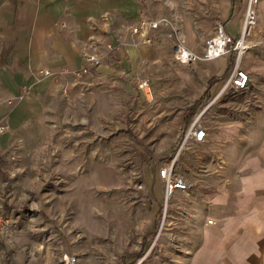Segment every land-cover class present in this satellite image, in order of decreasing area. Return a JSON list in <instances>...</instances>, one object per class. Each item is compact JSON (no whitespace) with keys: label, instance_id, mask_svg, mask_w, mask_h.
<instances>
[{"label":"crops","instance_id":"crops-1","mask_svg":"<svg viewBox=\"0 0 264 264\" xmlns=\"http://www.w3.org/2000/svg\"><path fill=\"white\" fill-rule=\"evenodd\" d=\"M245 4L246 0H0V157L14 145L23 150L39 128L83 117L88 101L102 103L104 89L116 97L134 94L135 89L142 93L136 88L138 81L150 79L144 66L173 54V38L169 26L160 24L150 31L148 41L136 44L145 33H134L131 27L171 17L185 44L201 54L216 20L232 38L239 36ZM256 11L257 23L240 59L250 77L244 98L233 111L224 99L206 112L204 141L177 145L174 164L177 161L194 176L184 193L186 215L181 224L179 219L174 224L180 237L174 264H264V0H258ZM86 52L104 55L102 62L87 73L77 72ZM231 54L195 62L204 79L202 94L215 76L220 80L210 94L216 95L233 65ZM43 69L54 74L42 77ZM158 167L153 168L157 178ZM6 176L2 164L0 199L5 200ZM1 203L11 214L8 203ZM187 215L191 222L185 221Z\"/></svg>","mask_w":264,"mask_h":264},{"label":"rangeland","instance_id":"rangeland-1","mask_svg":"<svg viewBox=\"0 0 264 264\" xmlns=\"http://www.w3.org/2000/svg\"><path fill=\"white\" fill-rule=\"evenodd\" d=\"M197 60L181 64L168 52L144 66L151 100L136 89L117 97L104 89L102 103L88 101L83 117L56 120L23 150L14 145L1 155L8 189L0 202L12 208V230L0 240V264H67L70 257L75 264H174V224L186 215L191 186L165 202L153 168L176 156L193 119L204 125L224 99L231 109L244 98L213 95L190 109L203 91ZM161 121L172 122V131L160 133ZM177 163L173 171L191 182L194 174Z\"/></svg>","mask_w":264,"mask_h":264},{"label":"built area","instance_id":"built-area-1","mask_svg":"<svg viewBox=\"0 0 264 264\" xmlns=\"http://www.w3.org/2000/svg\"><path fill=\"white\" fill-rule=\"evenodd\" d=\"M257 3L258 0H246L243 21L237 38H232L225 31L223 22L216 20L213 33L205 40L203 52L201 54H196L184 43L178 30H176L171 17L168 16L158 17L147 21L146 23L141 22L138 25L131 27V31L134 33H145L142 36V39L135 41L137 44L141 41H148L150 31L158 28L160 24L168 25L171 29V35L173 38V55L181 64H190L197 59H217L234 52L233 65L228 74L222 79L219 89L213 99L219 95H225L228 97L240 95L250 87L249 73L240 66V59L249 47L247 37L257 23ZM103 56L104 55L95 52H86L84 55V62L77 72H89L92 67L101 64ZM39 74L42 77H45L53 75L54 73L49 69H43L39 71ZM137 87L145 94L146 98H148V95L151 93L149 79L146 77L141 78L137 83ZM213 99L210 102H212ZM209 104H207L203 110ZM2 129L3 127L0 126V130ZM205 137L206 132L204 125L199 123L197 119H193L184 132L181 146L187 142H202ZM174 159L175 157L170 162L162 163L157 169L158 178L163 187L165 202L175 191H186L189 188V182L187 179L183 175L173 171ZM11 221V214L6 213L3 204L0 202V240L12 230ZM207 222L211 223L212 220L208 219ZM67 264H75V257H70Z\"/></svg>","mask_w":264,"mask_h":264},{"label":"trees","instance_id":"trees-1","mask_svg":"<svg viewBox=\"0 0 264 264\" xmlns=\"http://www.w3.org/2000/svg\"><path fill=\"white\" fill-rule=\"evenodd\" d=\"M232 53V52H231ZM230 53V54H231ZM232 55V54H231ZM220 80L219 77H215V76H212L208 81H207V84H206V89L205 91L203 92V94L198 98L196 99L192 105H191V108L192 110H194L195 108L201 106L204 102H206L207 100L210 99V90L211 88ZM188 111V113H190V110Z\"/></svg>","mask_w":264,"mask_h":264},{"label":"bare ground","instance_id":"bare-ground-1","mask_svg":"<svg viewBox=\"0 0 264 264\" xmlns=\"http://www.w3.org/2000/svg\"><path fill=\"white\" fill-rule=\"evenodd\" d=\"M161 120V119H160ZM172 126H173V124H172V122H159L158 123V131H160V133L162 132V131H172Z\"/></svg>","mask_w":264,"mask_h":264}]
</instances>
